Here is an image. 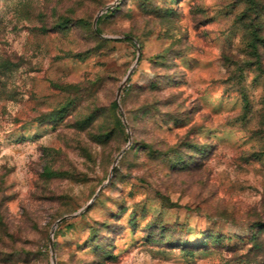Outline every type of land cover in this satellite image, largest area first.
<instances>
[{
	"label": "rangeland",
	"instance_id": "obj_1",
	"mask_svg": "<svg viewBox=\"0 0 264 264\" xmlns=\"http://www.w3.org/2000/svg\"><path fill=\"white\" fill-rule=\"evenodd\" d=\"M0 264H264V0H0Z\"/></svg>",
	"mask_w": 264,
	"mask_h": 264
},
{
	"label": "water",
	"instance_id": "obj_2",
	"mask_svg": "<svg viewBox=\"0 0 264 264\" xmlns=\"http://www.w3.org/2000/svg\"><path fill=\"white\" fill-rule=\"evenodd\" d=\"M119 94H117V96H118Z\"/></svg>",
	"mask_w": 264,
	"mask_h": 264
}]
</instances>
